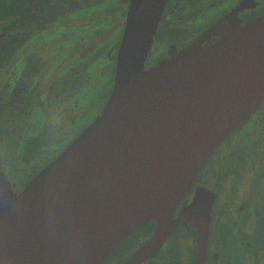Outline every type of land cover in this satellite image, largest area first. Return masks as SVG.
<instances>
[{
	"label": "water",
	"instance_id": "95a60500",
	"mask_svg": "<svg viewBox=\"0 0 264 264\" xmlns=\"http://www.w3.org/2000/svg\"><path fill=\"white\" fill-rule=\"evenodd\" d=\"M162 1H130L94 119L18 193L0 174V264H100L149 221L152 235L123 264H140L179 224L195 229L204 264L212 194L196 188L173 214L214 148L264 102V15L217 25L143 69Z\"/></svg>",
	"mask_w": 264,
	"mask_h": 264
},
{
	"label": "flooded vegetation",
	"instance_id": "af4514ba",
	"mask_svg": "<svg viewBox=\"0 0 264 264\" xmlns=\"http://www.w3.org/2000/svg\"><path fill=\"white\" fill-rule=\"evenodd\" d=\"M130 1L31 0L28 5L31 22L23 24L16 17L0 20V174L12 192L18 193L62 151L56 152L42 166H37L32 154L35 140L22 136L28 115L32 110L49 113L43 125L44 134L55 132V127L61 129L57 114L63 112L65 117L63 101L67 100L69 91L79 85L90 57L108 53L110 59L112 51H115V59ZM79 12L84 13L86 19L94 17L95 22H88L92 26L89 33L97 31L95 38L100 35L101 41L94 39L96 45L91 43L86 47L91 52L85 58L87 53L79 52L77 46L70 47L68 41L69 55L50 65L43 54L47 44L44 35L52 32L51 27L56 24L63 26L65 22L75 23L79 19L81 22ZM262 15L264 0H163L142 68L152 67L159 60L174 56L196 37L217 25L226 26L229 21L243 25ZM79 32L83 35V32ZM222 33L220 28L215 29L203 38L201 44L204 47L209 45ZM165 34L170 36L166 37ZM112 37L114 43L109 41ZM75 105L73 101L72 108ZM247 122L249 128L236 132ZM262 152L264 102L219 142L178 203L173 217L190 201L196 188H205L212 194L204 264H264V194L258 197L254 193L255 176L260 170L253 159L259 158ZM22 161L29 164L30 176L17 184L15 180L8 179L6 173L13 162ZM154 226L155 222L149 221L131 232L100 264L107 262L130 241V250L112 263L123 264L133 251L150 238ZM175 236L182 237V240H176ZM195 251V229L190 224H179L140 264H194Z\"/></svg>",
	"mask_w": 264,
	"mask_h": 264
},
{
	"label": "rangeland",
	"instance_id": "374dc122",
	"mask_svg": "<svg viewBox=\"0 0 264 264\" xmlns=\"http://www.w3.org/2000/svg\"><path fill=\"white\" fill-rule=\"evenodd\" d=\"M93 12L95 13L96 10H93ZM79 14L82 16L81 22V19H79V21L76 22V20L75 23L65 22V25L63 26L56 24L51 27L53 30H51L52 32L44 35L47 44L44 46L43 54L44 58H47L50 61V65H54L57 60L59 61L61 58V61L62 58L66 57L69 50L68 41L70 42V47L77 46L79 52L82 54L87 53L83 58L87 57L88 53L91 52L87 51L86 47L91 43L96 45L94 39L95 41H101L100 35L95 38L97 31L89 33L92 26H90L88 22L89 20H91L92 23L95 22L94 17L86 19L84 13L79 12ZM73 17L75 18L74 15ZM79 31L83 32L84 36L81 35ZM60 32H62V35ZM40 34L43 35L44 33ZM91 36L94 38H91ZM165 36L168 37L170 35L165 34ZM113 38L114 37L109 39L110 43L115 42ZM114 52L115 51H112L110 59H108V53H105V56L99 54L90 57V61L85 65L82 75L83 78L79 82V85L70 90L67 100L63 101L65 117H63V112L57 114L61 129L55 127L54 131L59 132L58 135H56L55 132L44 134L45 128L43 125L44 122H46V117L49 113L45 114L39 110H32L28 115L24 122L26 127L22 136H29L35 140V150H33L32 154L36 158L38 167L52 159L56 152H60L64 146L81 132L101 111L100 109L109 93L112 81ZM73 101L76 103L74 108L71 106L73 105ZM260 109L261 108H258L257 110ZM249 122H247L240 131L236 132L240 133L249 128ZM42 135H46V137ZM253 159L257 164V169L260 170L255 176L254 183V193L259 197L264 194V153L262 152L259 154V158ZM1 166L2 165H0V168ZM8 168L10 170L6 173L7 178L15 180L17 184L24 182L30 176L28 169L30 166L24 161L17 163L13 162ZM175 237L176 240H182V237ZM131 244L130 241L126 242L123 247L119 249V252L115 253L104 264H112L114 261H118L122 254L130 250ZM177 248L179 251L181 250L179 245Z\"/></svg>",
	"mask_w": 264,
	"mask_h": 264
},
{
	"label": "trees",
	"instance_id": "16d2710c",
	"mask_svg": "<svg viewBox=\"0 0 264 264\" xmlns=\"http://www.w3.org/2000/svg\"><path fill=\"white\" fill-rule=\"evenodd\" d=\"M31 0H0V20L16 17L23 24L31 22L29 3Z\"/></svg>",
	"mask_w": 264,
	"mask_h": 264
}]
</instances>
